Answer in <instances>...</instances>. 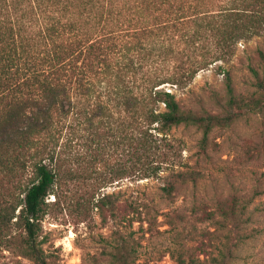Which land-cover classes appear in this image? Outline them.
I'll use <instances>...</instances> for the list:
<instances>
[{
	"label": "trees",
	"instance_id": "16d2710c",
	"mask_svg": "<svg viewBox=\"0 0 264 264\" xmlns=\"http://www.w3.org/2000/svg\"><path fill=\"white\" fill-rule=\"evenodd\" d=\"M263 33L264 0H0V192L8 197L0 201V230L14 220L18 236L6 229L17 253L48 264L38 221L48 196L68 185L85 187L100 219H115L117 208L120 219L140 225L203 219L213 230L195 247L180 245L174 262L232 264L264 181L248 200L237 191L197 195L200 173L170 132L194 128L206 160L214 130L264 113V76L249 66L253 91L239 95L224 68L238 44ZM254 57L264 66L262 49ZM217 64L223 94L213 95L214 110L182 108L170 89L185 90ZM263 145L250 161L264 156ZM123 180L158 182L166 211L101 192ZM188 192L189 212L173 208ZM139 247L124 223L112 237L111 263L134 264Z\"/></svg>",
	"mask_w": 264,
	"mask_h": 264
},
{
	"label": "rangeland",
	"instance_id": "374dc122",
	"mask_svg": "<svg viewBox=\"0 0 264 264\" xmlns=\"http://www.w3.org/2000/svg\"><path fill=\"white\" fill-rule=\"evenodd\" d=\"M256 48L264 51V33L246 44H238L235 56L224 65L239 95L253 91L249 66L264 76V66L254 57ZM218 65L200 71L185 90L170 89L182 108L214 110L213 95L223 94V74L218 72ZM170 137L181 140L184 162L190 167L195 166L200 173L197 195H203L204 189L208 193L225 195L237 191L248 200L247 195L250 196L255 183L263 185L264 156L250 161L249 155L256 154L255 148L264 144V113L243 118L230 128L214 130L209 136L210 159L205 160L198 154L197 144L201 135L194 128L173 129ZM109 162L116 163V155ZM31 176V171H28L23 182ZM158 187L159 183L153 180H123L101 192L120 193V200L135 198L160 205L161 212H165L166 207L157 195ZM54 191L56 195L48 196L45 213L38 221V242L48 264H112L109 257L112 237L122 234L124 223L126 231L131 230L132 236L140 243L134 264H176L172 255L181 248L180 245L186 243L195 247L197 241H205V237L201 236L204 232L213 230L203 219H184L178 225L177 219L159 217L152 219L150 226L146 222L140 225V219H120V208L116 209L115 219H100L96 210L88 204L85 187L65 185ZM186 195L178 196L172 207L187 210L188 213L191 196L189 192ZM7 200L6 192L1 191L0 201L6 203ZM84 203L85 208L81 206ZM247 213L251 214V219L244 229V242L240 244L232 264H264V196L250 203ZM12 222L14 220L0 230V264H33L13 247L8 230L11 229L17 236L18 231L11 225ZM200 260L203 261V256Z\"/></svg>",
	"mask_w": 264,
	"mask_h": 264
}]
</instances>
